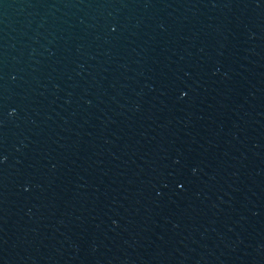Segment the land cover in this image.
<instances>
[{"label":"water","instance_id":"95a60500","mask_svg":"<svg viewBox=\"0 0 264 264\" xmlns=\"http://www.w3.org/2000/svg\"><path fill=\"white\" fill-rule=\"evenodd\" d=\"M0 264H264V0H0Z\"/></svg>","mask_w":264,"mask_h":264}]
</instances>
